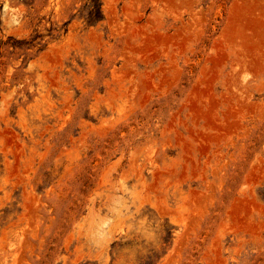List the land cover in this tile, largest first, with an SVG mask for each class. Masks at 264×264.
Instances as JSON below:
<instances>
[{
  "label": "rangeland",
  "instance_id": "rangeland-1",
  "mask_svg": "<svg viewBox=\"0 0 264 264\" xmlns=\"http://www.w3.org/2000/svg\"><path fill=\"white\" fill-rule=\"evenodd\" d=\"M0 264H264V0H0Z\"/></svg>",
  "mask_w": 264,
  "mask_h": 264
}]
</instances>
